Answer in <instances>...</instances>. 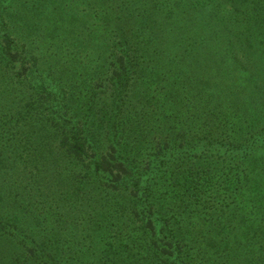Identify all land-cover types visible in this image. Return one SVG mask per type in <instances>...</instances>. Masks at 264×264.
I'll use <instances>...</instances> for the list:
<instances>
[{"label": "trees", "instance_id": "1", "mask_svg": "<svg viewBox=\"0 0 264 264\" xmlns=\"http://www.w3.org/2000/svg\"><path fill=\"white\" fill-rule=\"evenodd\" d=\"M0 264H264V0H0Z\"/></svg>", "mask_w": 264, "mask_h": 264}]
</instances>
